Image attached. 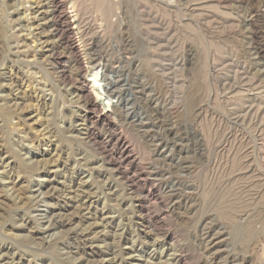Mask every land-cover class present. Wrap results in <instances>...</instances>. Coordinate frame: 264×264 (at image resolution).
Returning a JSON list of instances; mask_svg holds the SVG:
<instances>
[{
  "label": "rangeland",
  "instance_id": "obj_1",
  "mask_svg": "<svg viewBox=\"0 0 264 264\" xmlns=\"http://www.w3.org/2000/svg\"><path fill=\"white\" fill-rule=\"evenodd\" d=\"M0 264H264V0H0Z\"/></svg>",
  "mask_w": 264,
  "mask_h": 264
},
{
  "label": "bare ground",
  "instance_id": "obj_2",
  "mask_svg": "<svg viewBox=\"0 0 264 264\" xmlns=\"http://www.w3.org/2000/svg\"><path fill=\"white\" fill-rule=\"evenodd\" d=\"M105 5L106 4L104 2V6ZM70 7H72V6H70ZM77 27H78V25H77ZM87 65H88V63H87ZM86 72H87V70H86ZM89 72H91V76H92V79H91L90 82L92 84L93 90H95V92L97 93V95L99 94V96H100V94L101 95H104L105 96L104 97V100H107L106 104L105 103H102V107H104V108L105 107L112 108V110L114 111V113L120 119H123L121 113L123 112L122 108L125 106L126 103L122 102L121 99H119V94H120L121 91L118 90V86H116V84H115L116 82H118V80L116 81V79H115V81H116L115 82L113 80L114 78L113 79L112 78H108V72L106 73L105 70H103V68L100 65V63L99 64H96L95 63V64H92V65H89ZM110 77H112V75ZM104 100H103V102H105ZM121 106H123V107L121 108Z\"/></svg>",
  "mask_w": 264,
  "mask_h": 264
}]
</instances>
